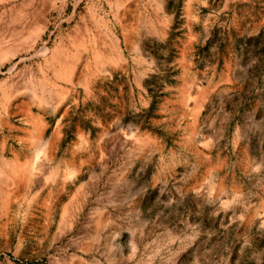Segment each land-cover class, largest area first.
<instances>
[{
  "label": "rangeland",
  "instance_id": "rangeland-1",
  "mask_svg": "<svg viewBox=\"0 0 264 264\" xmlns=\"http://www.w3.org/2000/svg\"><path fill=\"white\" fill-rule=\"evenodd\" d=\"M15 136L0 264H264V0H0Z\"/></svg>",
  "mask_w": 264,
  "mask_h": 264
},
{
  "label": "crops",
  "instance_id": "crops-1",
  "mask_svg": "<svg viewBox=\"0 0 264 264\" xmlns=\"http://www.w3.org/2000/svg\"><path fill=\"white\" fill-rule=\"evenodd\" d=\"M15 139L18 143L11 148L9 156L5 159L15 166V169L32 164H37L39 166V164L45 160V145L38 144L30 146L25 143L24 136H15Z\"/></svg>",
  "mask_w": 264,
  "mask_h": 264
},
{
  "label": "bare ground",
  "instance_id": "bare-ground-1",
  "mask_svg": "<svg viewBox=\"0 0 264 264\" xmlns=\"http://www.w3.org/2000/svg\"><path fill=\"white\" fill-rule=\"evenodd\" d=\"M1 167H0V174H2V175H4V176H2L1 178H5L6 177V179L5 180H7V179H10L11 180V178L13 177H15V176H17V173H15V172H17L15 169H14V167H12L11 165H10V163L7 161V160H5L4 161V163L2 162V164L0 165ZM17 168V167H16ZM22 170V169H21ZM28 170V169H27ZM26 171V170H25ZM29 171V170H28ZM20 172V171H19ZM19 176V175H18ZM3 178V179H4ZM15 179V178H14ZM7 184V183H6ZM1 187V186H0Z\"/></svg>",
  "mask_w": 264,
  "mask_h": 264
}]
</instances>
